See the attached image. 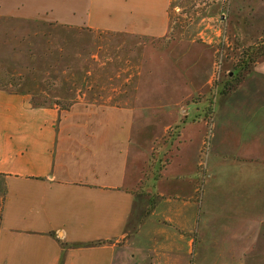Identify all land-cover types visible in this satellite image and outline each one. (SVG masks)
Masks as SVG:
<instances>
[{"label": "crops", "instance_id": "0c3cea01", "mask_svg": "<svg viewBox=\"0 0 264 264\" xmlns=\"http://www.w3.org/2000/svg\"><path fill=\"white\" fill-rule=\"evenodd\" d=\"M178 1L0 0V70L20 76L0 87V264H244L218 251L242 248L234 219L253 217L264 183V54L214 97L209 125L192 99L212 87L219 43L262 37L264 0H215L172 31ZM148 45L199 46L203 85L153 90ZM56 55L81 64L80 93L47 91Z\"/></svg>", "mask_w": 264, "mask_h": 264}, {"label": "rangeland", "instance_id": "374dc122", "mask_svg": "<svg viewBox=\"0 0 264 264\" xmlns=\"http://www.w3.org/2000/svg\"><path fill=\"white\" fill-rule=\"evenodd\" d=\"M215 0H180L178 4L175 5L172 10V31L176 29H181L187 25H197V21L200 18V13L206 9L208 6H211ZM230 30L235 29V25H229ZM250 37H245L244 40H249ZM235 41V42H233ZM231 38L226 43L221 42L217 46L219 52L215 56V74L212 80V87L205 90V94L199 95L192 99L193 102L198 103L202 99L206 100L207 106L206 109V119L210 120V103L209 101L214 99V97L221 92V90L228 86L229 83L235 75L239 72V67L234 69V65L237 64L245 48L253 45L241 46L238 45V42ZM52 50H57L56 45L63 44V46H69L68 43H59L52 42ZM182 45H186L182 43ZM200 47H203L202 44ZM199 47V46H198ZM194 46L190 50L182 54L180 49H175L172 54L174 57H171V49H157L152 48L151 45H148L145 48L144 53V69L146 73L143 74V79L145 83L150 85L153 90L156 88L161 90V87L164 85H179L176 88L172 89V97L166 93L165 98L174 100L180 98L182 94H187L193 92L198 85H203L201 78L203 68V62L207 58V52H200V48ZM23 59V58H22ZM25 60V59H23ZM68 60L66 58L59 59L58 55L52 57V72L56 71L55 74H51L50 80L46 81V87L48 92H50L51 97H68L74 93H80L81 90L75 88L79 87L76 85V77L79 75L77 72L81 64H77L75 59L69 60L71 63L68 65ZM198 63L199 72L198 76H193V71L195 68L192 67L193 63ZM23 63V61H20ZM26 65V64H25ZM223 65V66H222ZM21 66V65H20ZM54 67V68H53ZM65 67H70L65 72H59L64 70ZM77 67V68H76ZM76 68V69H75ZM76 70V73L74 72ZM188 73V75L186 74ZM58 78L60 80L58 81ZM91 79V78H90ZM87 75L84 77L85 83H88L90 80ZM20 80L19 75H7L2 73L0 70V87L12 86L15 88ZM101 81V80H100ZM143 82V81H142ZM226 83V84H225ZM13 84V85H9ZM225 84V85H224ZM117 86V85H116ZM158 95L159 91H154ZM161 92V91H160ZM156 95V98H157ZM212 95V98H211ZM152 98V97H149ZM154 98L153 100H155ZM152 100V101H153ZM34 104H45L46 96H38L32 99ZM66 104V103H65ZM63 104V105H65ZM187 108V107H185ZM193 113V112H192ZM191 118H194L192 116ZM164 160V158H162ZM162 160V161H163ZM161 164V163H160ZM261 180V179H260ZM257 200L253 198L251 204V210L245 209V213H252L253 217L250 216H241L236 217L234 220L235 234L237 241H240L242 248L235 250H226L218 251L221 254H225L227 257L235 256L236 258H241L244 264H264V183H261L258 187ZM231 195V194H229ZM234 198L238 199V202L246 203L245 197L237 198L235 195ZM226 218L222 219L225 220ZM230 219H226V223L230 226Z\"/></svg>", "mask_w": 264, "mask_h": 264}, {"label": "trees", "instance_id": "16d2710c", "mask_svg": "<svg viewBox=\"0 0 264 264\" xmlns=\"http://www.w3.org/2000/svg\"><path fill=\"white\" fill-rule=\"evenodd\" d=\"M263 54H264V33L262 34V37L258 40L256 45L245 48L237 64L234 65V69L239 67V72L237 73V76L235 75V77L229 83H227L228 84L227 87L224 86V88L221 90V93L225 94L226 92L234 89L240 83V81L245 76V74L249 71L252 64L257 60V58H259ZM211 98H212V95H211ZM209 103H210L209 104L210 108L208 110L211 115L212 109H213V106H212L213 100L211 99ZM205 112H206V109H205ZM206 116L207 115L205 113V117ZM162 160L160 162L161 164L159 165V167H164V165L168 162V159H164L163 161Z\"/></svg>", "mask_w": 264, "mask_h": 264}, {"label": "built area", "instance_id": "2783aa9c", "mask_svg": "<svg viewBox=\"0 0 264 264\" xmlns=\"http://www.w3.org/2000/svg\"><path fill=\"white\" fill-rule=\"evenodd\" d=\"M206 121H207L208 125L211 123V119H210V120L206 119ZM207 146H208V140L206 139V140H205V143H204V148H203V149H206ZM203 149H202V150H203Z\"/></svg>", "mask_w": 264, "mask_h": 264}]
</instances>
